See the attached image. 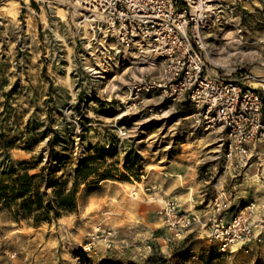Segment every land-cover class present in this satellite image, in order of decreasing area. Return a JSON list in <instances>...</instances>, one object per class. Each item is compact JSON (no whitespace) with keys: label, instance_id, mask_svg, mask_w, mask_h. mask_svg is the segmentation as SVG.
I'll return each instance as SVG.
<instances>
[{"label":"rangeland","instance_id":"rangeland-1","mask_svg":"<svg viewBox=\"0 0 264 264\" xmlns=\"http://www.w3.org/2000/svg\"><path fill=\"white\" fill-rule=\"evenodd\" d=\"M225 1L236 9L230 24L206 34L207 74L256 87L264 0ZM151 61L76 1L0 0V176L44 167L67 175L101 147L102 170H119L83 184L76 211L58 220L34 224L0 209V264H264L263 246L219 251L198 226L166 241L157 215L164 200L200 214L220 199L234 213L264 197V170L227 161L219 135L195 125L189 100L162 89L136 94L134 85L159 74Z\"/></svg>","mask_w":264,"mask_h":264},{"label":"built area","instance_id":"built-area-1","mask_svg":"<svg viewBox=\"0 0 264 264\" xmlns=\"http://www.w3.org/2000/svg\"><path fill=\"white\" fill-rule=\"evenodd\" d=\"M99 16L117 43L158 64V76L134 85L135 93L162 89L172 100H189L195 125L217 133L227 161L264 170V83L250 88L240 80L208 75L206 34L230 24L235 6L225 0H73ZM200 214L182 210L177 200L157 210L166 241L185 239L194 226L216 242L219 251L264 247V197L234 213L216 199ZM89 242L87 249L92 248Z\"/></svg>","mask_w":264,"mask_h":264},{"label":"trees","instance_id":"trees-1","mask_svg":"<svg viewBox=\"0 0 264 264\" xmlns=\"http://www.w3.org/2000/svg\"><path fill=\"white\" fill-rule=\"evenodd\" d=\"M57 139H51L49 145L52 147ZM100 151L99 157L83 158L67 175L58 176L44 167L35 174H30L28 169L11 170L9 180L0 176V209H7L16 220L32 219L34 224L58 220L76 211L77 195L83 184L119 177L117 169L102 170L107 150L101 147ZM53 154L54 149L48 163L53 161Z\"/></svg>","mask_w":264,"mask_h":264},{"label":"bare ground","instance_id":"bare-ground-1","mask_svg":"<svg viewBox=\"0 0 264 264\" xmlns=\"http://www.w3.org/2000/svg\"><path fill=\"white\" fill-rule=\"evenodd\" d=\"M13 9V8H12ZM87 20V19H86ZM136 194V191L135 190H133V194L132 195H135ZM132 195H130V196H132ZM133 197V196H132ZM242 204V203H241Z\"/></svg>","mask_w":264,"mask_h":264}]
</instances>
